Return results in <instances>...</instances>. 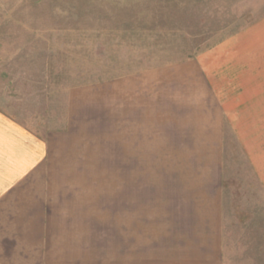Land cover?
<instances>
[{"label": "crops", "instance_id": "1", "mask_svg": "<svg viewBox=\"0 0 264 264\" xmlns=\"http://www.w3.org/2000/svg\"><path fill=\"white\" fill-rule=\"evenodd\" d=\"M216 66L195 56L132 83V144L163 146L132 160L180 167L122 169L90 110L95 89L79 90V116L71 91L60 115L32 124L0 108V264H219L227 136L264 199V106L253 148Z\"/></svg>", "mask_w": 264, "mask_h": 264}, {"label": "rangeland", "instance_id": "2", "mask_svg": "<svg viewBox=\"0 0 264 264\" xmlns=\"http://www.w3.org/2000/svg\"><path fill=\"white\" fill-rule=\"evenodd\" d=\"M195 56L217 64L218 91L234 104L239 137L248 134L255 148L264 0H0V108L26 122L38 111L40 119L60 115L71 91L79 116L86 111L79 90L95 89L90 110L98 107L106 149L121 155L122 169L180 167L132 160L134 152L163 148L132 144V83ZM238 140L228 135L225 145L219 264H264V199Z\"/></svg>", "mask_w": 264, "mask_h": 264}]
</instances>
